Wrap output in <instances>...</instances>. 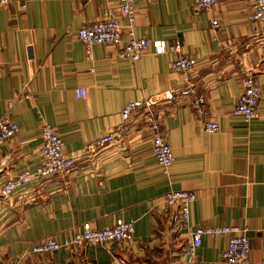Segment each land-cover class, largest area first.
I'll return each instance as SVG.
<instances>
[{
	"label": "crops",
	"instance_id": "obj_1",
	"mask_svg": "<svg viewBox=\"0 0 264 264\" xmlns=\"http://www.w3.org/2000/svg\"><path fill=\"white\" fill-rule=\"evenodd\" d=\"M118 2L9 0L0 7V118L8 116L19 128L0 147V188L39 166L42 125L52 127L65 153L74 155L122 125L128 103L188 88L187 97L151 109L172 151L168 173L153 158L144 114L132 113L117 144L81 159L64 175L34 179L0 196V264H221L225 239L205 236L192 260L184 255L191 231L208 226L245 231L249 264H261L264 26L251 20L252 0H229L197 13L196 0L135 1V36L180 44L195 60L188 79L172 70L167 55L118 58L126 35L118 47L93 46L87 59L77 31L103 11H115ZM248 70L260 82L258 117L251 121L232 112ZM79 89L84 98L76 95ZM197 98L203 99L200 111L193 106ZM207 121L218 131L204 132ZM172 190L196 195L184 225L172 224L164 203ZM117 220L134 222L126 243L31 252L45 238L62 243L86 223L100 230Z\"/></svg>",
	"mask_w": 264,
	"mask_h": 264
},
{
	"label": "built area",
	"instance_id": "obj_2",
	"mask_svg": "<svg viewBox=\"0 0 264 264\" xmlns=\"http://www.w3.org/2000/svg\"><path fill=\"white\" fill-rule=\"evenodd\" d=\"M135 1L119 0L115 11H103L102 15L90 25L84 26L77 31L76 39L85 46L88 60H92L91 48L95 45L118 47L122 43L123 36L128 40L117 51V57L130 61L138 60L145 53L155 55H167L171 57V67L175 73L184 75L188 79L189 73L195 66V60L186 56L182 46L178 43L168 44L165 41H148L138 38L134 34L133 26L137 17L134 7ZM229 0H196L194 11L200 12L210 9L219 3ZM9 0H0V7L7 5ZM251 20L264 26V0H252ZM121 18L124 24L119 22ZM215 31L218 28L217 21H212ZM30 48V47H29ZM191 93L188 88L178 91L166 90L159 95L150 97L144 101H135L125 105L121 112L122 125L115 131L102 135L91 141L77 154H68L64 151V145L49 125L41 126L42 147L40 150V164L31 172H22L6 180L0 188V196L7 198L20 186L30 183L34 179H48L55 175H64L73 169L84 158H90L97 152L109 145L117 144L127 132L125 124L132 113L141 110L143 119L148 125L152 135V155L156 163L161 167L164 174L168 173L173 157L172 151L163 136L159 134V128L152 107L159 102H173L175 99L187 97ZM78 97L84 98V89L76 90ZM27 99L28 96L22 97ZM260 99V82L253 71L248 70L242 81V92L233 108V114L242 117L245 121H251L258 117L257 107ZM203 99L197 98L193 102L196 111H200ZM19 131L15 122L8 116L0 118V147L12 139ZM203 131L215 133L218 126L214 121L203 124ZM196 200V195L191 191L172 190L164 195V203L170 210V219L173 225H184L189 220L190 205ZM134 232L133 221L117 220L113 226L97 230L90 224L82 226L81 231L76 232L69 240L62 243L49 237L34 244L31 252L34 255H48L60 248H75L82 245H106L109 243L122 244L128 242ZM212 237L226 240V248L218 253L217 259L221 264H249L250 243L245 231L232 226L198 227L190 233V240L184 247V255L192 260L196 251L201 247L203 237ZM261 264H264L262 259Z\"/></svg>",
	"mask_w": 264,
	"mask_h": 264
}]
</instances>
